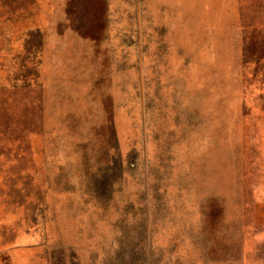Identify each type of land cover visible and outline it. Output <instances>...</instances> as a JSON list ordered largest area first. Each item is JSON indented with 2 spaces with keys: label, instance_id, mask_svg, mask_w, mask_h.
Returning <instances> with one entry per match:
<instances>
[{
  "label": "rangeland",
  "instance_id": "rangeland-1",
  "mask_svg": "<svg viewBox=\"0 0 264 264\" xmlns=\"http://www.w3.org/2000/svg\"><path fill=\"white\" fill-rule=\"evenodd\" d=\"M0 264H264V0H0Z\"/></svg>",
  "mask_w": 264,
  "mask_h": 264
}]
</instances>
